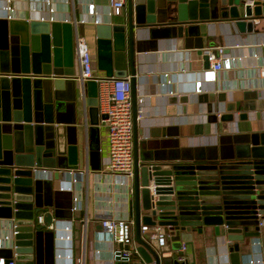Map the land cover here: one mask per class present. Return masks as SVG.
<instances>
[{"label":"crops","instance_id":"obj_1","mask_svg":"<svg viewBox=\"0 0 264 264\" xmlns=\"http://www.w3.org/2000/svg\"><path fill=\"white\" fill-rule=\"evenodd\" d=\"M5 4L6 0H0L2 50L12 43L13 53L18 54L19 37L9 35L8 20L68 22L73 33L77 76L74 100L68 99L67 93L50 104L46 94L43 99L44 120L54 122L53 126L55 121H59L66 129L60 145L63 154L56 155L63 166L58 176L51 169L37 175V201L48 208L52 223L44 225L41 220L42 230L33 232L34 264L139 262L141 257L136 252L134 218L128 200L132 181L131 178L120 181L105 170L107 127L100 114L95 117V122L90 115L88 100L91 96L84 83L87 79L79 78V55L75 43L77 33L85 37L92 53L95 74L105 76V70L98 69L94 28L98 23H123L125 6L121 15L114 16L110 13L109 0H10V11L4 9ZM89 5H94L93 15L87 11ZM253 23L256 31L246 34L218 21L200 23L198 36L184 39L181 49L176 46L178 38H160L163 34L159 32L137 33L134 69L139 160L149 157L157 163L196 157L203 163H211L213 157L226 151L232 137L260 130L264 126V76L260 74L264 68V22L256 19ZM216 46L225 48L223 56L230 58L231 67L217 71L214 80L204 81L202 75L208 68L203 67V55ZM199 49L202 54H199ZM125 57L127 60V42ZM126 69L129 71L127 62ZM218 94L224 95V102L236 104V111H244L247 118L236 119L234 123L216 120V113L224 112L226 105L218 101ZM15 127L18 128V135L13 132L12 143L18 147L29 142L34 135L32 130L36 133L37 143L44 141L40 125L34 122L26 125L18 123ZM105 217L131 221L135 247L130 261L113 257L116 245L102 235L100 223ZM262 220L263 225L257 235L240 246L241 264H252L251 261L253 264H264ZM66 225L71 228L69 241L59 239ZM148 228L141 234L150 238L152 227ZM162 230L166 236L163 245L158 246L157 241L151 239L164 255L189 264H231L226 243L213 235L211 230L180 232L178 240H172L168 231ZM6 234L0 230L1 243L5 241ZM182 246L185 247L183 250ZM179 252L181 255H178ZM11 261L16 263L12 255L0 253V264Z\"/></svg>","mask_w":264,"mask_h":264},{"label":"water","instance_id":"obj_2","mask_svg":"<svg viewBox=\"0 0 264 264\" xmlns=\"http://www.w3.org/2000/svg\"><path fill=\"white\" fill-rule=\"evenodd\" d=\"M124 13L123 23H98L94 33L98 69L105 70L106 77L129 76L130 81L133 172L128 200L136 252L141 257L132 264H189L164 255L151 237L141 234L143 225L166 229L172 240H178L180 232L211 230L226 243L231 264H241L240 246L257 235L258 223L264 219V126L232 137L226 151L211 163L196 157L157 163L149 157L139 160L134 40L142 31L159 32L163 34L160 38H178L176 46L181 49L184 39L198 36V24L213 21L242 34L253 33L254 20L264 22V0H126ZM6 24L9 35L19 37V47L18 54L13 53L12 43L0 49V230L7 233L0 242V253L12 255L15 264H34L32 236L43 228L38 217L44 225L52 223L48 208L37 201V175L51 169L58 176L63 166L56 155L63 154L60 145L66 129L59 121L53 126L54 122L44 120L43 99L46 94L50 104L67 93L68 99L74 100L73 33L68 22L8 20ZM198 52L202 54L201 49ZM208 66L204 54L203 67ZM84 83L95 122L99 115L97 84L92 79ZM217 98L225 101L223 94ZM224 103L225 111L216 119L219 122L247 118L244 111H236L233 102ZM32 122L40 125L44 141L37 143L32 130L28 143L14 145L13 132L18 135L15 124Z\"/></svg>","mask_w":264,"mask_h":264},{"label":"built area","instance_id":"obj_3","mask_svg":"<svg viewBox=\"0 0 264 264\" xmlns=\"http://www.w3.org/2000/svg\"><path fill=\"white\" fill-rule=\"evenodd\" d=\"M9 3L10 0H6V4L4 5V9L7 11L11 10ZM124 6L125 0H109L110 13L114 16L121 15ZM87 11L93 15L94 5H89ZM75 43L79 55V78L92 79L96 82L99 114L106 116L103 118V123L107 127L108 144L105 170L120 181H128L132 177L133 172V125L129 77L116 78L106 77L100 74L96 75L92 65V53L85 37L77 33ZM214 48L206 52L209 68L202 75L204 81L214 80L217 71L221 69L229 70L231 67L230 58L223 56L225 48L221 46ZM260 74L264 76V68L260 70ZM216 114L218 117L220 112ZM38 221H41V217H38ZM100 224L102 227V235L109 238L116 245L113 250V257L130 261L135 247L134 237H132L131 233V221L123 218L105 217ZM262 225L263 220H260L258 226L261 227ZM148 229L146 225L141 227V231H147ZM149 235L157 241L158 246L163 245L166 240V236L160 226L153 227ZM70 238L71 228L69 225H66L59 239L69 241L71 240ZM184 248L182 246L181 250ZM251 263L253 264V261ZM9 264L15 263L11 261Z\"/></svg>","mask_w":264,"mask_h":264}]
</instances>
